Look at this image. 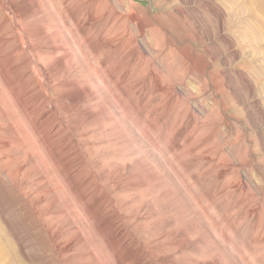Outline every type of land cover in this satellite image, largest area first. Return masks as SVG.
Segmentation results:
<instances>
[{"label": "rangeland", "instance_id": "1", "mask_svg": "<svg viewBox=\"0 0 264 264\" xmlns=\"http://www.w3.org/2000/svg\"><path fill=\"white\" fill-rule=\"evenodd\" d=\"M263 20L0 0V264H264Z\"/></svg>", "mask_w": 264, "mask_h": 264}, {"label": "bare ground", "instance_id": "2", "mask_svg": "<svg viewBox=\"0 0 264 264\" xmlns=\"http://www.w3.org/2000/svg\"><path fill=\"white\" fill-rule=\"evenodd\" d=\"M253 1L255 4L258 5L259 10L261 9L262 14L264 15V0H253ZM263 22H264V20H263ZM253 29H255V31H258V26L255 24Z\"/></svg>", "mask_w": 264, "mask_h": 264}]
</instances>
